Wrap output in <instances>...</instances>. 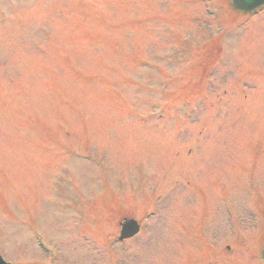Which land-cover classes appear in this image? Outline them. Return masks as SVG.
<instances>
[{"label": "rangeland", "instance_id": "374dc122", "mask_svg": "<svg viewBox=\"0 0 264 264\" xmlns=\"http://www.w3.org/2000/svg\"><path fill=\"white\" fill-rule=\"evenodd\" d=\"M228 5L0 0L5 261L264 264V10Z\"/></svg>", "mask_w": 264, "mask_h": 264}, {"label": "water", "instance_id": "95a60500", "mask_svg": "<svg viewBox=\"0 0 264 264\" xmlns=\"http://www.w3.org/2000/svg\"><path fill=\"white\" fill-rule=\"evenodd\" d=\"M232 6L235 10L240 11H252L255 8L264 4V0H231ZM139 228L135 221H127L122 225L120 239H127L133 237ZM264 257V253H263ZM0 264H5L2 259L0 258Z\"/></svg>", "mask_w": 264, "mask_h": 264}]
</instances>
